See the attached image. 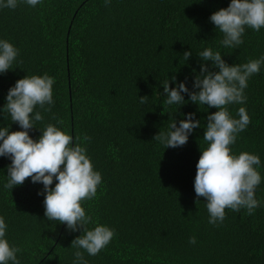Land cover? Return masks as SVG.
<instances>
[{"label": "trees", "instance_id": "trees-1", "mask_svg": "<svg viewBox=\"0 0 264 264\" xmlns=\"http://www.w3.org/2000/svg\"><path fill=\"white\" fill-rule=\"evenodd\" d=\"M229 2L42 0L35 8L20 3L0 9V38L19 49L13 69L0 75V107L16 80L47 73L55 78V103L50 111L38 109L44 119L35 127L56 124L77 142L91 137L86 146L102 183L82 206L93 220L114 228L115 236L97 255L85 253L89 264H264V180L255 190L261 203L252 215L226 208L222 223L209 224L193 181L206 147V117L216 109L189 101L176 112L178 105L164 103L163 84L168 79L171 88L173 76L191 90L198 53L206 47L220 51L229 65L264 55V28H247L238 48L220 44L222 34L209 16ZM245 95V105L229 110L235 116L246 107L251 122L230 147L235 154H258L264 177V67L249 79ZM140 97H146L143 103ZM189 112L201 127L186 144L164 149L153 139ZM10 123L7 114L0 117V125ZM36 128L30 130L34 139ZM17 130L11 123L10 131ZM9 163L0 158V215L10 244L21 249L20 264H72L69 247L79 231L46 219L44 197L37 195L41 184L26 178L4 188ZM193 236L196 243L190 244Z\"/></svg>", "mask_w": 264, "mask_h": 264}, {"label": "clouds", "instance_id": "clouds-1", "mask_svg": "<svg viewBox=\"0 0 264 264\" xmlns=\"http://www.w3.org/2000/svg\"><path fill=\"white\" fill-rule=\"evenodd\" d=\"M42 0H0V9H16L20 3L31 8ZM110 0H105V5ZM209 21L222 34L220 44L235 49L243 44L247 28L259 32L264 28V0H230L226 8H220L209 16ZM192 55L191 49L182 54L184 64ZM19 49L9 40L0 38V75L13 69ZM199 72H194L191 90L185 81H176L173 76L169 87L163 84L164 103L178 105V109L189 101L196 105H207L216 111L207 115L203 140L206 147L200 149L193 181L197 199L204 198L208 223L218 225L225 219V209H246L252 215L260 206L256 188L264 180L259 168L258 154L241 151L235 154L230 147L250 124L246 107L241 106L232 115L229 106L245 105V89L249 79L264 67V55L248 59L245 63L229 65L220 51L206 47L198 53ZM211 62L207 64L205 62ZM211 69V70H210ZM55 78L48 75H25L9 87L5 104L0 107V117L7 114L11 123L20 130L10 131V124L0 125V158L10 160L6 166V182L3 187L12 190L22 185L26 178L33 184H41L44 215L53 223L63 224L71 232L79 231L69 248L74 249L72 264H89L85 257L97 255L115 236V229L93 220L86 214L82 201L96 196L102 183V174L96 170L88 154L87 142L91 137L77 140L66 130L48 123L44 128L35 127L44 119L42 112L50 111L54 105L53 85ZM184 94H187L188 101ZM146 97H140L141 103ZM47 106V107H46ZM178 122L174 119L167 129L158 131L153 137L166 148H177L187 143L194 129L201 127L194 112L184 113ZM36 128L40 135L32 138L30 130ZM55 181V183H54ZM92 225V227H89ZM8 224L0 215V264H20L17 253L21 249L10 244L7 238ZM190 244L196 238H189Z\"/></svg>", "mask_w": 264, "mask_h": 264}]
</instances>
